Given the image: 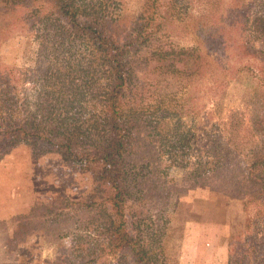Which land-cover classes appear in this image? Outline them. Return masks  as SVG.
Instances as JSON below:
<instances>
[{
  "label": "trees",
  "instance_id": "obj_1",
  "mask_svg": "<svg viewBox=\"0 0 264 264\" xmlns=\"http://www.w3.org/2000/svg\"><path fill=\"white\" fill-rule=\"evenodd\" d=\"M0 1L1 35L22 22L35 27L39 37L51 36L78 52L60 60L72 65L61 66V87L41 101L37 112L14 118L20 112L14 102L7 120L0 122L1 146L25 142L36 156L57 151L76 168L93 173L90 195L35 207L47 215V239L72 237L74 256L62 258L63 264H178L170 235L160 241L164 232L151 231L148 214V203L158 196L174 164L185 166L187 179L241 200L247 212L249 204L261 199L259 213L264 216V156L245 148L240 112L217 120L219 107L192 105V95L169 102L151 96L167 76L214 72L199 49L170 43L167 32L174 26L179 0H144L130 19L109 11V0L82 10L72 0ZM203 2L214 25L201 31L211 37L214 28L227 30L225 18L214 20L227 2ZM17 9L24 14L16 17ZM252 24L264 34L263 14H256ZM210 45L213 49L216 42ZM235 53L264 58V49L249 42L240 43ZM254 92L252 103L264 123V92L260 86ZM245 226L255 229L257 220L248 216ZM234 231L230 245H237L231 246L228 264H264V256L262 262H252L264 249L258 237Z\"/></svg>",
  "mask_w": 264,
  "mask_h": 264
},
{
  "label": "rangeland",
  "instance_id": "obj_2",
  "mask_svg": "<svg viewBox=\"0 0 264 264\" xmlns=\"http://www.w3.org/2000/svg\"><path fill=\"white\" fill-rule=\"evenodd\" d=\"M72 1L82 10L101 0ZM225 1L227 3L219 8L218 18L214 20L219 22L225 18L228 29L216 31L214 28L211 37L201 31L206 24L214 25L203 0L178 1L174 26L166 31L170 43L177 48L199 49L211 61L214 72L192 78L167 76L157 83L151 96L169 102L172 98L192 95L195 98L190 102L192 105L207 103L209 108L219 107L217 120L226 121L231 112L238 110L244 117L240 134L245 148L264 156V123L252 103L257 86L264 92V58L239 57L235 53L243 42L264 49V34L252 24L256 14L264 15V0ZM115 2L117 4L109 0L106 6L125 19H130L144 6V0ZM22 14L24 12L17 9L15 16ZM3 21L0 12V27ZM36 32L35 27L29 28L22 22L6 35H1L0 31L2 124L3 117L7 120L8 107L14 102L16 104L12 106H17L20 111L15 112L14 118L37 112V106H43L41 101L61 87V66L72 65L60 60L67 55H78L75 46H62L51 36L39 37ZM211 41L216 42L213 49ZM225 45L227 48L222 47ZM220 82H224L221 88L218 87ZM32 147L25 142L11 147L0 145V264L42 261L43 264H63L62 258L73 257L72 237L47 239L44 230L47 215L35 211V207L38 203L59 204L64 197L79 199L95 189L91 171L76 168L57 151L36 156ZM185 170L183 165H171L158 196L148 203L151 231L164 232L163 238L158 235L162 242L170 235L168 243L174 262L228 264L231 246L237 245L234 241L230 245L232 230H235L234 234L240 231L252 233L264 248V216L259 213L258 205L261 199L249 204L247 212L241 200L187 179ZM248 216L257 220V228L250 226L245 230ZM167 220L169 226L165 223ZM234 222L238 224L234 225ZM161 224L164 227L160 228ZM256 253L252 262H262L264 249Z\"/></svg>",
  "mask_w": 264,
  "mask_h": 264
}]
</instances>
